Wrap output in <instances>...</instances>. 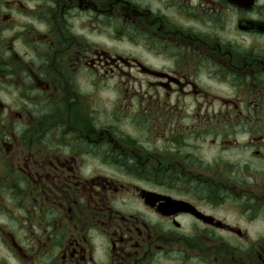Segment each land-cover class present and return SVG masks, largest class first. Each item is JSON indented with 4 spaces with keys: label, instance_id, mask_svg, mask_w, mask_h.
Listing matches in <instances>:
<instances>
[{
    "label": "flooded vegetation",
    "instance_id": "1",
    "mask_svg": "<svg viewBox=\"0 0 264 264\" xmlns=\"http://www.w3.org/2000/svg\"><path fill=\"white\" fill-rule=\"evenodd\" d=\"M0 264H264V0H0Z\"/></svg>",
    "mask_w": 264,
    "mask_h": 264
},
{
    "label": "rangeland",
    "instance_id": "2",
    "mask_svg": "<svg viewBox=\"0 0 264 264\" xmlns=\"http://www.w3.org/2000/svg\"><path fill=\"white\" fill-rule=\"evenodd\" d=\"M125 113L128 114V111L125 110ZM137 115V114H136ZM136 115L134 116H123L119 121H122L121 126L123 131L127 135H135L140 136L143 132H146L148 121L145 118H137ZM135 124H143L145 128L142 130L135 126ZM130 125H133L132 128H128Z\"/></svg>",
    "mask_w": 264,
    "mask_h": 264
}]
</instances>
